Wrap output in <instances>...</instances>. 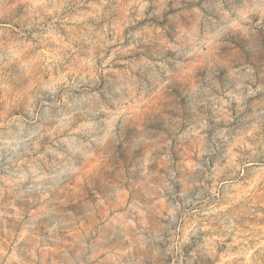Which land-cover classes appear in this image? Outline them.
Here are the masks:
<instances>
[{"label":"clouds","instance_id":"obj_1","mask_svg":"<svg viewBox=\"0 0 264 264\" xmlns=\"http://www.w3.org/2000/svg\"><path fill=\"white\" fill-rule=\"evenodd\" d=\"M0 264H264V0H0Z\"/></svg>","mask_w":264,"mask_h":264}]
</instances>
